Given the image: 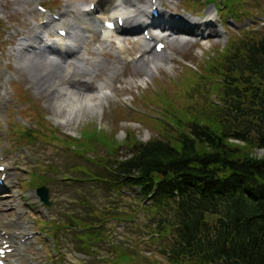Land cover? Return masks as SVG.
Segmentation results:
<instances>
[{
    "label": "rangeland",
    "instance_id": "obj_1",
    "mask_svg": "<svg viewBox=\"0 0 264 264\" xmlns=\"http://www.w3.org/2000/svg\"><path fill=\"white\" fill-rule=\"evenodd\" d=\"M162 2L166 11L172 12L170 15L180 14L187 19H191L194 13L201 14L204 6L203 0ZM241 2L245 4L247 16H242L237 24H250V15H255L257 25L264 27V17L261 16L264 0ZM37 3L48 9H57L63 4L62 0H0V77H6L0 86V164L13 168L9 170L5 192L0 194V200L7 202L0 209V223L13 222L17 232L32 236L20 245L17 242L19 238H13L12 245L16 250L11 264H114L119 262L120 251L129 255L124 264H172L161 250L163 238H156L152 234V226H147L146 211L130 195L121 194L115 198L104 185L89 180V177L102 172L98 166L101 164L99 156L105 155V146L110 148L116 142L121 144L128 137L148 141L163 128L160 123L169 124L165 115L173 109L190 105L200 107L204 101L209 103L218 99L211 86V77H205L198 69L202 71L218 54L216 50L225 44L228 35L220 28L210 6L214 26L202 30L205 33L209 31L212 36L188 35L169 39L165 50L168 56L152 50L149 60L145 57L143 62H134L142 44L140 41L123 40L124 61L119 62V66L124 72L119 74L114 86L106 90L108 97L101 98L93 113L68 121L67 118L55 117L50 102L51 92L38 88L28 67L15 57L17 52L14 48L21 36L18 32L27 29L28 24L30 27L34 25ZM193 4L196 7H190ZM203 12L207 15L205 6ZM232 24L228 28H232ZM229 32L232 35L240 31ZM115 40L116 36L111 34L109 46L100 56L106 64L117 62L113 53ZM92 49L90 47L89 50ZM88 57L91 59L95 54L90 53ZM152 57L153 61L150 60ZM104 67H98L94 81L103 78ZM147 68H151V73L144 77L143 71ZM85 130L104 133V146L95 141L83 147ZM77 140L80 145L78 153L68 144ZM79 153L91 162L79 157ZM256 155L264 157V150L256 152ZM41 181H45L48 187L50 204L49 207H38V211L45 207L47 214L36 215L29 206L33 202L39 203L35 189ZM106 209L108 212L103 213ZM70 216L93 223L100 222L96 216L108 219L101 224L103 239H88L83 243L67 229L71 224ZM114 216L118 219H113ZM49 226L51 232L62 228L57 231V237L48 234ZM79 244L85 247L80 248Z\"/></svg>",
    "mask_w": 264,
    "mask_h": 264
},
{
    "label": "trees",
    "instance_id": "obj_2",
    "mask_svg": "<svg viewBox=\"0 0 264 264\" xmlns=\"http://www.w3.org/2000/svg\"><path fill=\"white\" fill-rule=\"evenodd\" d=\"M209 61L203 75L218 100L173 109L148 141L125 139L127 154L116 149L106 162L109 179L150 195L149 221L170 237L172 264H264V157L255 155L264 148V30L230 39Z\"/></svg>",
    "mask_w": 264,
    "mask_h": 264
},
{
    "label": "bare ground",
    "instance_id": "obj_3",
    "mask_svg": "<svg viewBox=\"0 0 264 264\" xmlns=\"http://www.w3.org/2000/svg\"><path fill=\"white\" fill-rule=\"evenodd\" d=\"M85 1H89L87 6L90 7L91 4H95L94 11L89 10L87 12L84 8ZM139 0H66L67 4L65 6L68 14L71 9L78 8L79 12L77 15H89L93 18H102L106 16H125V23L129 25L127 29H117L115 31L103 32L101 36L108 40L111 34H127L129 32H134L136 27L140 24L151 25L150 22H146L145 9L143 6H138L136 2ZM128 5H123V3ZM160 3V0H159ZM152 7V5L150 6ZM190 24H198V22H192ZM205 26L206 24H200ZM174 28L176 26H173ZM157 28H160L157 26ZM88 31V30H86ZM176 29L167 35L169 36L175 34ZM176 32H179L176 31ZM193 35L204 36L202 31L191 32ZM154 41L158 35H153ZM40 36L34 34L33 37L27 38L26 40L20 39L16 50L21 52V49L28 48L30 51L31 42H35L41 45ZM70 41L73 44L78 43V36L76 34L75 28H73ZM105 41H100L98 44L97 50L102 52L106 46H104ZM61 46H66L63 39H60ZM20 46L22 48H20ZM123 46L122 41L118 42V45L113 48V52L116 54L118 62H123ZM32 53V52H31ZM45 52L40 51L39 53L28 55L23 59L25 67H28V72L30 76L35 80V84L38 88H42L51 92V106L55 117L60 119L67 118V120H73L77 118H84L90 113H93L98 105H100L101 98H106L105 89L113 87V83L119 78V74L122 75L124 70L119 66L118 62H113L112 64H106L104 61L96 60L88 64L86 59H80L79 54L76 52H70L67 55L59 56L58 59L49 58L44 54ZM141 57L138 60L143 62L147 55H150V46L149 41L143 42L142 49L139 51ZM166 56L169 54L166 53ZM148 59V57H147ZM149 60V59H148ZM154 60V57L152 58ZM152 62V61H151ZM105 70V75L103 79L98 80L93 85V79L97 77L98 67ZM148 66V64H147ZM151 73V68H147L143 71L144 77H149ZM89 80V83L86 84L82 81ZM4 80V77L0 78V83ZM63 113V114H60ZM2 207V201H0V209ZM16 224L7 222L4 224L0 223V231H3V237L1 239L5 240V243L11 241L14 235L11 233H16ZM10 235V236H7ZM7 236V237H4ZM20 237H24L23 235ZM12 247V246H9ZM11 255L8 254L7 258L10 263Z\"/></svg>",
    "mask_w": 264,
    "mask_h": 264
}]
</instances>
